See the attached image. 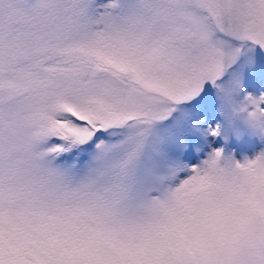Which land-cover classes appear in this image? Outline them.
Here are the masks:
<instances>
[{"label":"snow or ice","instance_id":"6c2138e0","mask_svg":"<svg viewBox=\"0 0 264 264\" xmlns=\"http://www.w3.org/2000/svg\"><path fill=\"white\" fill-rule=\"evenodd\" d=\"M260 192L264 0H0V264H264Z\"/></svg>","mask_w":264,"mask_h":264},{"label":"rangeland","instance_id":"374dc122","mask_svg":"<svg viewBox=\"0 0 264 264\" xmlns=\"http://www.w3.org/2000/svg\"><path fill=\"white\" fill-rule=\"evenodd\" d=\"M243 205L242 208L239 206L234 208L236 219L228 224L211 218L207 220L208 237L198 241V245L209 258L216 260L234 258L224 247L223 242L227 236L239 234V255L242 256L249 241L264 235V192L249 196Z\"/></svg>","mask_w":264,"mask_h":264}]
</instances>
